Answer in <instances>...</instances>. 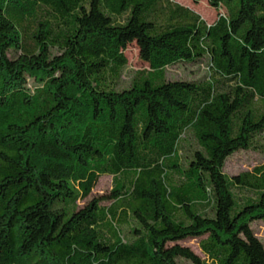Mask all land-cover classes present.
<instances>
[{
  "label": "trees",
  "instance_id": "1",
  "mask_svg": "<svg viewBox=\"0 0 264 264\" xmlns=\"http://www.w3.org/2000/svg\"><path fill=\"white\" fill-rule=\"evenodd\" d=\"M209 3L0 0V264H264V0Z\"/></svg>",
  "mask_w": 264,
  "mask_h": 264
},
{
  "label": "rangeland",
  "instance_id": "2",
  "mask_svg": "<svg viewBox=\"0 0 264 264\" xmlns=\"http://www.w3.org/2000/svg\"><path fill=\"white\" fill-rule=\"evenodd\" d=\"M181 4L190 7L197 13H199L209 24L215 22L218 17L220 10L213 8L209 0H178ZM128 57L129 63L128 68L125 73L124 80L129 81L131 75L137 71L148 67V64L142 61L139 55L138 46L133 43L125 51ZM13 55V53H12ZM209 71L206 65H194V64H184L178 63L167 68V77L171 80L175 79H187V80H199L201 78L207 77ZM125 82V83H126ZM41 81L34 77H28V86L31 90L38 86H41ZM264 164V154L255 150H241L231 157L228 158L225 164L224 172L233 176L245 171H252L259 165ZM113 188V176L104 175L100 178L97 186L93 189L91 195L81 200L80 207H83L87 202L93 198L101 197L109 193ZM103 205H109L110 201L104 200ZM256 235L259 239L264 242V222L256 221L252 225ZM182 245L190 247L197 255L202 259L208 260V256L203 252L200 246V238H192L181 241ZM183 264H191L186 262Z\"/></svg>",
  "mask_w": 264,
  "mask_h": 264
}]
</instances>
